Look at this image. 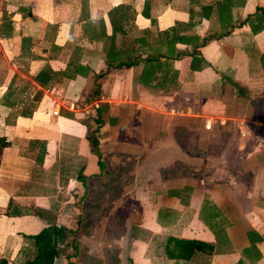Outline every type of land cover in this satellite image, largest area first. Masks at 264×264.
I'll return each instance as SVG.
<instances>
[{"label": "crops", "instance_id": "0c3cea01", "mask_svg": "<svg viewBox=\"0 0 264 264\" xmlns=\"http://www.w3.org/2000/svg\"><path fill=\"white\" fill-rule=\"evenodd\" d=\"M257 15L264 0H0V262L51 228V264H264Z\"/></svg>", "mask_w": 264, "mask_h": 264}, {"label": "trees", "instance_id": "16d2710c", "mask_svg": "<svg viewBox=\"0 0 264 264\" xmlns=\"http://www.w3.org/2000/svg\"><path fill=\"white\" fill-rule=\"evenodd\" d=\"M254 20L256 22V25H253L250 22L248 23L252 32L261 29V24L264 21V15L254 16ZM246 21L248 22V18ZM127 53H131V50H128ZM159 57V54H152L151 56H147L144 58L145 64L142 70L143 80L147 78L149 74H152L155 70H159L160 68H162V66L158 62ZM194 57L195 56H192L193 61L191 66H193L194 63ZM91 141L93 145H96V140L94 138H92ZM53 235H56L55 230H52L51 228H45L36 235L31 236L30 238L32 239L33 245L35 247V254L32 259L26 260L22 264H51L54 255H56ZM0 264H4V262L1 261Z\"/></svg>", "mask_w": 264, "mask_h": 264}, {"label": "rangeland", "instance_id": "374dc122", "mask_svg": "<svg viewBox=\"0 0 264 264\" xmlns=\"http://www.w3.org/2000/svg\"><path fill=\"white\" fill-rule=\"evenodd\" d=\"M101 166H103V168H104V165H101ZM109 221H112V219H109ZM87 227H89V230H90L92 226L87 225ZM110 227H111L112 229H115V228H116L115 226H110V225L108 226V225H107V229H110ZM113 231H114V230H113ZM114 232H117V230H115ZM83 247H85V245H83ZM109 260H110V259H109Z\"/></svg>", "mask_w": 264, "mask_h": 264}, {"label": "built area", "instance_id": "2783aa9c", "mask_svg": "<svg viewBox=\"0 0 264 264\" xmlns=\"http://www.w3.org/2000/svg\"><path fill=\"white\" fill-rule=\"evenodd\" d=\"M53 113H55V112H53Z\"/></svg>", "mask_w": 264, "mask_h": 264}]
</instances>
